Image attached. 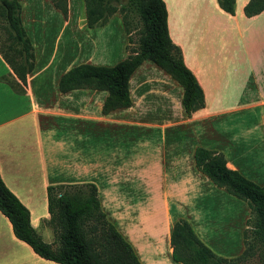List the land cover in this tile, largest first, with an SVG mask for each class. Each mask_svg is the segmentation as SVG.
<instances>
[{"label":"crops","instance_id":"1","mask_svg":"<svg viewBox=\"0 0 264 264\" xmlns=\"http://www.w3.org/2000/svg\"><path fill=\"white\" fill-rule=\"evenodd\" d=\"M17 1L34 69L18 93L5 81L14 75L0 56V176L36 233L52 231L48 187L91 183L140 264H180L170 245L180 219L215 255H242L250 209L196 168L194 151L221 153L227 168L264 186V10L247 17L250 0H235L234 15L220 9L228 16L206 21L199 14L191 31L171 24L167 13L170 38L203 90L204 107L188 117L183 88L144 61L128 81L131 106L104 115L106 91L61 93L58 83L73 67H112L126 58L120 15L90 29L83 0H68L66 18L50 0ZM0 264L57 263L18 240L0 212Z\"/></svg>","mask_w":264,"mask_h":264},{"label":"trees","instance_id":"2","mask_svg":"<svg viewBox=\"0 0 264 264\" xmlns=\"http://www.w3.org/2000/svg\"><path fill=\"white\" fill-rule=\"evenodd\" d=\"M66 18L68 0H50ZM86 24L95 29L119 14L128 37L127 56L112 67L82 64L59 80L61 93L87 89L106 91L102 113L131 106L128 81L144 62L151 61L183 88V107L188 117L205 105L202 88L186 67L181 50L169 35L168 14L163 0H83ZM219 8L234 15L235 0H217ZM264 10V0H250L244 14L251 17ZM0 29L6 36L0 43V56L14 76L5 81L23 93L27 77L34 69V50L21 22L17 0H0ZM196 168L216 187L247 203L250 216L244 231L245 251L234 259L215 255L196 236L185 220L174 223L170 245L172 258L180 264H238L264 250V186H258L230 170L216 151L198 147L194 151ZM47 225L54 242L46 243L31 227L29 211L5 186L0 176V212L11 223L15 237L27 244L40 258L57 264H140L131 246L108 222L102 212L94 184L60 185L47 188Z\"/></svg>","mask_w":264,"mask_h":264},{"label":"rangeland","instance_id":"3","mask_svg":"<svg viewBox=\"0 0 264 264\" xmlns=\"http://www.w3.org/2000/svg\"><path fill=\"white\" fill-rule=\"evenodd\" d=\"M124 3L127 0H122ZM167 13L169 14V19L171 24L174 26L182 27L186 26L187 30H192L193 25L196 22V18L199 17V14L203 15V19L206 21L213 20L218 16H228L223 15L224 13L220 10L217 0H163ZM56 21H53L55 24ZM56 29L53 32V39L59 33V21L56 22ZM207 24V23H205ZM4 32L0 29V43L4 42L5 39ZM66 33L64 34V38ZM219 37H223L219 35ZM64 38H61V44L64 41ZM222 43V42H221ZM43 241L52 243L53 242V233L50 229L43 228ZM238 264H264V250L255 251L252 256H247L242 262Z\"/></svg>","mask_w":264,"mask_h":264}]
</instances>
